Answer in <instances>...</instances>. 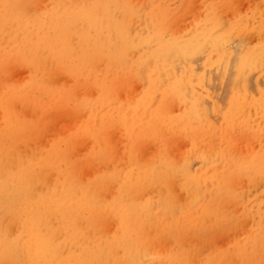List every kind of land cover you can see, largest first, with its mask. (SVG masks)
Wrapping results in <instances>:
<instances>
[{
	"label": "bare ground",
	"instance_id": "1",
	"mask_svg": "<svg viewBox=\"0 0 264 264\" xmlns=\"http://www.w3.org/2000/svg\"><path fill=\"white\" fill-rule=\"evenodd\" d=\"M34 1L0 0V264H260L246 252L264 248L260 208L242 238L212 237L244 231L245 190L264 186V0L234 25L218 14L226 0H201L184 35L172 30L183 0ZM128 82L139 93L129 83L117 102ZM70 113L76 125L33 144Z\"/></svg>",
	"mask_w": 264,
	"mask_h": 264
},
{
	"label": "rangeland",
	"instance_id": "2",
	"mask_svg": "<svg viewBox=\"0 0 264 264\" xmlns=\"http://www.w3.org/2000/svg\"><path fill=\"white\" fill-rule=\"evenodd\" d=\"M37 0H35L34 1V3L36 2ZM72 1H76V0H72ZM132 2L134 1V0H131ZM143 1L144 0H135L134 1V4H137L138 5V3H140L141 2V5L143 4ZM180 1H182V0H180ZM226 5H224V7L223 8H221L220 9V11L218 12V14H219V16L221 17V19L223 18V20H225L226 21V19H227V21H228V23L230 22V24L231 25H234L235 23L237 24L239 21H241V18H245V17H248V16H250L251 14H252V12L254 11V9L255 8H257V7H259L260 5H261V0H226V3H225ZM250 4H252L253 6H251ZM49 4H48V1L47 0H42V1H37L36 2V4H33V6H34V8H33V6H32V9L34 10V11H36V12H39V11H42V10H44V9H46V7L48 6ZM140 5V4H139ZM199 5H201L202 6V8H201V6H200V9H199ZM250 5V6H249ZM248 6V7H247ZM179 9H178V8ZM251 7V8H250ZM42 8V9H41ZM175 9L177 8L178 10H176L174 13H175V20H174V26L172 27V30L173 31H177L176 33H180V34H186L187 33V31H189L190 30V28L192 27V25L194 24V21H195V19H196V21H198L199 19H198V17H200V16H202V13H203V9H204V4H203V2L201 1V0H183L182 2H181V5H180V7L179 6H176V7H174ZM249 10L248 11V13H246V10ZM37 10H39V11H37ZM198 11H202L201 13L200 12H198ZM236 13L238 14L237 16H235L236 15ZM240 13H242L241 15H240V19H239V14ZM192 14V15H191ZM235 14V15H234ZM246 15H248V16H246ZM195 16V17H194ZM232 16V17H231ZM245 16V17H244ZM235 17V18H234ZM191 19V20H190ZM234 20V22H232L233 20ZM192 20H193V22H192ZM191 21V22H190ZM225 21H223L224 23H225ZM234 23V24H232V23ZM185 23H187L186 25H185ZM193 23V24H192ZM227 24V23H226ZM230 24H227V26L228 25H230ZM226 26V25H225ZM179 30V31H178ZM187 30V31H186ZM175 33V34H176ZM183 34V35H184ZM252 37L253 35H249V37ZM254 37V36H253ZM248 37L246 36L245 37V39H247ZM253 39V38H252ZM238 40L239 41H242V40H240V39H235V40H233V41H235V42H238ZM247 40H251L250 38H248ZM246 40V41H247ZM254 40H255V38H254ZM253 40V41H254ZM252 41V40H251ZM253 41L250 43V45H253ZM256 41V40H255ZM255 41H254V43H255ZM235 42H232V43H234L235 45H236V43ZM249 42V41H248ZM248 42L247 43H245V44H248ZM239 44V43H238ZM234 45V46H235ZM249 45V44H248ZM42 56L43 57H45L46 56V54L43 52L42 53ZM197 64V63H196ZM200 64V63H199ZM199 64H197V66H199ZM195 67H196V65H195ZM200 67H201V64H200ZM198 68V67H196V71L197 72H199V70H201V68ZM16 69H20V67H18V68H14V69H12L13 71H15ZM23 69L24 70H27V72H25V71H23ZM198 69V70H197ZM18 71V70H17ZM16 72V71H15ZM15 72H12V75H14V76H11L10 78H9V80H10V83L11 84H18V83H20V77H21V79H23V76L27 79V77H29V74H30V71L28 70V69H25V68H21V72H20V70L18 71V74H16ZM24 72V73H23ZM25 73H29V74H27V75H21V74H25ZM16 74V75H15ZM11 75V72H10V74L8 75V76H10ZM19 75V76H18ZM256 75V74H255ZM254 75V77L255 78H257V76H255ZM16 76H18L17 77V81H16V78L14 79V77H16ZM13 77V78H12ZM7 78V79H8ZM11 78L12 79H14V80H11ZM24 78V79H25ZM64 78L65 77H63L62 78V76H58V77H56L55 78V80H54V83H56V85H60V86H62V85H65V83L66 84H68V81H67V79H66V81L64 82V81H62V80H64ZM255 78H252L253 80V88H252V86H251V91H252V89L255 91V92H257L256 91V87H255V83H254V81H255ZM23 79V80H24ZM260 80H261V82H260ZM25 81V80H24ZM263 81H264V79H262L261 77L259 78V83L260 84H262L263 85ZM6 82H8V81H6ZM14 82H16V83H14ZM60 82V83H59ZM62 82V83H61ZM64 83V84H63ZM130 83V85H131V87H133L134 88V90H135V93H136V95H137V89H138V93H139V90L141 89L140 87V83H139V85H137V87H136V84L137 83H135V85H133L134 84V82L132 83V82H128L127 83V87H130V86H128V84ZM125 86V87H126ZM139 86V87H138ZM124 86H122V88H123ZM124 87V88H125ZM127 87L125 88V90L123 89L122 90V88L120 89V87H119V89H117V94L115 93V96L116 95H118L119 96V94H120V92H124V94H125V101L127 100L126 99V96H127V94H132V96H133V92H134V90L133 89H131V87L129 88V89H127ZM129 90V92L127 91V90ZM121 90V91H120ZM124 94L122 95V96H124ZM131 94H130V96H131ZM219 94V93H218ZM79 95H80V93H79ZM121 95V94H120ZM135 95V94H134ZM135 95V96H136ZM118 96H116V98L115 99H119L117 102H120V97L118 98ZM128 97H129V95H128ZM127 97V98H128ZM216 98V99H215ZM215 98H214V101H218L219 99H218V97H217V95L215 94ZM123 99H124V97H123ZM122 98H121V100H123ZM128 100H129V98H128ZM122 102H124V101H121V104H123L124 105V103H122ZM126 102H128V101H126ZM207 104H209V105H211V101H209L208 99H207ZM209 105H207V107H210ZM174 108H175V106H173ZM19 109H23L22 107H18L17 108V112H21L22 113V110L20 111ZM176 109H177V107L173 110V108H172V111L170 110L169 112L170 113H174L175 111H176ZM19 110V111H18ZM178 110H179V108L177 109V113L175 114L174 113V115H178ZM28 111V110H27ZM30 111V110H29ZM26 111H23V113H25ZM27 113V112H26ZM33 113H31V111L29 112V114L28 115H32ZM73 114H76V116L78 115V117L80 116V115H82L83 116V114H81V113H77V112H75V113H73ZM1 115V114H0ZM27 114H26V116H28ZM172 115V114H171ZM173 115V116H174ZM56 116H58V115H56ZM55 116V117H56ZM74 115H72L71 116V113H70V115L68 116V114H64V115H60V116H58V118L56 117V119L55 118H50V120L52 119V121L50 122V120L48 119V120H46L45 122H44V126H43V128L45 129V130H41L37 135H35L34 136V138H33V144H35V143H38L39 141V145L38 146H41L43 143V145L42 146H46L47 145V143L48 142H50L49 140H52L54 137H55V133L57 134V135H59L63 130V126H64V124H66V125H72V122H73V120L75 119L76 121H74V122H76V123H74V125H76L79 121V118H78V120H77V117H73ZM81 116V117H82ZM1 117V116H0ZM25 117V116H24ZM213 118V120L214 121H216V122H214V123H216V124H218V117L216 116V115H214L213 113H210V119H212ZM81 119L82 118H80V121H81ZM51 123V125H53V127L55 128H53L49 123ZM213 122V121H212ZM69 123V124H68ZM61 126H60V125ZM46 125V126H45ZM48 125V126H47ZM49 125L51 126V127H49ZM56 125V126H55ZM58 125L60 126V130L58 131L57 130V128H58ZM73 126V125H72ZM49 128H50V133H48V130H49ZM64 128H65V126H64ZM70 128V126L68 127L67 126V128H66V130L67 129H69ZM54 130V131H58V132H54V131H52L51 132V130ZM47 130V131H46ZM62 130V131H61ZM43 131H45V132H43ZM61 131V132H60ZM113 131V132H112ZM111 132H110V135H111V141L113 142V140L117 137V139H115L114 141L115 142H117V147H118V144L120 143V142H118V138H120L121 136H122V134L124 133V132H121V131H119V134H121L120 136H119V134H117L118 132H116L117 131V129L114 131V130H112ZM63 132H65V131H63ZM115 132V133H114ZM121 132V133H120ZM43 133V134H42ZM113 133V134H112ZM46 134V135H45ZM64 134V133H63ZM116 134H117V136H116ZM214 134H215V132H214ZM42 135H43V140L45 139V141L43 142V141H41V138H42ZM51 135H52V138H51ZM114 135V136H113ZM124 135V134H123ZM39 136H41L40 138H39ZM44 136H45V138H44ZM48 136V137H47ZM50 136V137H49ZM113 136V137H112ZM38 137V139H36ZM122 137H124L122 140H121V143L120 144H124V143H122L123 141H124V139H125V136H122ZM179 137V136H178ZM178 137H176V139H172V140H176V141H172V142H174L175 143V145L172 143V152L173 151H175V152H173V153H175L174 155L176 156V153L178 154V152H179V158H181L182 157V155H184L185 153L183 152V151H185L186 149V147H188V143H186V145H185V143L184 142H186V141H183L184 139H183V137L181 136V137H179V138H182V139H177ZM207 141L208 142H210V141H212V138H213V133H209L208 135H207ZM121 139V138H120ZM34 140H35V142H34ZM39 140V141H38ZM117 140V141H116ZM47 141V142H46ZM81 140H79L78 142H77V144H82L81 146L80 145H76V150H78V151H75L76 153H77V155L78 156H81L80 154H82V156L84 155V153H85V151H83V149H84V147H85V149H86V146L88 147V142L86 141V143L85 142H83L84 140H82V142L83 143H81L80 142ZM126 141V140H125ZM124 141V142H125ZM42 143V144H41ZM85 143V144H84ZM113 143V144H114ZM253 142H250V144H251V146L249 145V148H254L253 146L255 145L254 143L252 144ZM84 144V145H83ZM114 144V145H115ZM238 145H239V150H243L244 148H246V147H244V146H247V144L248 143H246L245 145L243 144V148L241 149V145L242 144H239V143H237ZM253 145V146H252ZM119 146H121V145H119ZM202 146V145H201ZM117 147L115 148V152H121L122 150L121 149H123L122 147L120 148V147H118V149H117ZM174 147H176V149L174 148ZM256 147V146H255ZM143 148V147H142ZM141 148V149H142ZM189 148V147H188ZM187 148V149H188ZM248 148V147H247ZM140 149V150H141ZM185 149V150H184ZM255 149V148H254ZM121 150V151H120ZM152 150V148H147L146 149V151L144 152V156H145V154L148 156V153L149 154H152L153 152L151 151ZM245 150H247V149H245ZM83 151V153H80V152H82ZM178 151V152H177ZM186 151H188V150H186ZM185 151V152H186ZM114 152V153H115ZM118 152V153H119ZM152 152V153H151ZM181 152H182V154H181ZM75 153V154H76ZM117 153V156L115 157V159L113 158V155H112V157L110 158V161H111V159H112V161L114 162L115 160H119L117 157H118V155H120V154H118ZM122 153V152H121ZM116 155V154H115ZM114 155V156H115ZM122 155H120V158H122L121 157ZM178 156V155H177ZM117 158V159H116ZM196 161V160H195ZM194 161V163L192 164L191 163V165H192V167H191V170H193L194 169V171L195 170H197L198 169V167H199V164H198V162H195ZM193 162V161H192ZM111 163V162H110ZM195 165V166H194ZM197 168V169H196ZM86 170V169H85ZM83 171V173L82 174H88V172H86V171ZM88 170H91V169H88ZM92 174V170H91V172L88 174L89 176ZM87 176L85 175V178H86ZM263 185V184H262ZM262 185L260 186V185H258V186H260V187H262ZM259 187H254V189L253 188H251L250 190H245V191H247V199H248V202H250L251 204H250V208H249V210L251 211V213L248 215L249 216V219L247 220V227L245 228L244 227V231H241V230H238L236 233L235 232H229V231H227V232H225L224 234H217V235H213V241H212V243L216 246V247H219V248H222V246H224L223 244H225L226 242H231L233 239H240V238H242L243 237V235H245V233L251 228V226H250V224H251V220L253 219L254 221H258V209L260 208V210H261V212H264V186H263V188L260 190V188L258 189ZM259 191H258V190ZM253 190V191H252ZM252 191V192H251ZM250 192H251V194H250ZM248 195H249V197H248ZM252 220V221H253ZM245 224V223H244ZM245 224V225H246ZM259 225H261L263 228H264V223H262V224H259ZM244 226V225H243ZM246 229H247V231H246ZM258 236L260 237V239H261V241L262 242H264V229L263 230H261V231H259L258 232ZM219 244L218 246H217V244ZM228 243V244H229ZM222 244V245H221ZM227 243H226V247H227V245H228ZM257 248H255L254 249V246L252 245V246H250V247H248L247 249H246V252H247V254L248 255H253V254H255V255H253V260H255V261H259L258 263H260V264H264V248L263 247H261V246H256ZM261 258V259H260ZM260 259V260H259Z\"/></svg>",
	"mask_w": 264,
	"mask_h": 264
}]
</instances>
